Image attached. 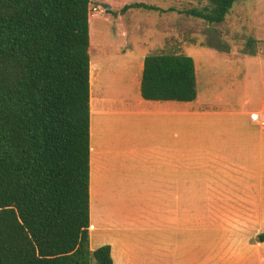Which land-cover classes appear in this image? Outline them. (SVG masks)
Returning <instances> with one entry per match:
<instances>
[{"label":"crops","instance_id":"crops-1","mask_svg":"<svg viewBox=\"0 0 264 264\" xmlns=\"http://www.w3.org/2000/svg\"><path fill=\"white\" fill-rule=\"evenodd\" d=\"M244 7H254V52L220 51V94L143 99V55L124 96H94L92 64L91 248L110 246L114 264H264V0ZM94 99L109 102L96 133ZM210 198L220 228L210 229Z\"/></svg>","mask_w":264,"mask_h":264},{"label":"trees","instance_id":"trees-1","mask_svg":"<svg viewBox=\"0 0 264 264\" xmlns=\"http://www.w3.org/2000/svg\"><path fill=\"white\" fill-rule=\"evenodd\" d=\"M206 1L186 14L221 25L238 0ZM91 3L0 0V264H114L91 248ZM141 95L196 101L194 58L148 55Z\"/></svg>","mask_w":264,"mask_h":264},{"label":"rangeland","instance_id":"rangeland-1","mask_svg":"<svg viewBox=\"0 0 264 264\" xmlns=\"http://www.w3.org/2000/svg\"><path fill=\"white\" fill-rule=\"evenodd\" d=\"M91 1L90 55L94 64L93 90L94 96L97 92L99 96L106 95L107 99L127 93L133 74L131 61L138 60L143 55L147 57L150 53L193 57L199 79V93L210 88V93L220 94V50L236 48L247 51V42L254 40L256 35L252 29L255 23L251 20L254 7H244L246 9L242 13L240 10L241 5H251L253 0H238L226 22L221 25H209L186 14L192 9H202L207 5L206 0ZM138 4L154 9L132 8ZM127 7L129 8L126 9ZM94 9L97 11H93ZM102 87L104 90H101ZM210 93L208 98L211 99L213 95ZM107 103L109 105L107 101L98 102L94 99V115L96 108L104 107ZM218 105L220 111V101ZM98 115L100 114L94 116V131ZM217 125L220 127V118ZM209 207L210 210L213 208V213L209 215L210 229L220 228V214L214 209L218 207L220 211V198H210ZM133 219L136 225L141 216L137 215ZM98 234H95V245ZM136 234H130L129 238L139 239V233Z\"/></svg>","mask_w":264,"mask_h":264},{"label":"built area","instance_id":"built-area-1","mask_svg":"<svg viewBox=\"0 0 264 264\" xmlns=\"http://www.w3.org/2000/svg\"><path fill=\"white\" fill-rule=\"evenodd\" d=\"M93 11H97V9H94ZM253 119L254 120H258V117L257 116H253ZM263 125H264V123H263Z\"/></svg>","mask_w":264,"mask_h":264},{"label":"water","instance_id":"water-1","mask_svg":"<svg viewBox=\"0 0 264 264\" xmlns=\"http://www.w3.org/2000/svg\"><path fill=\"white\" fill-rule=\"evenodd\" d=\"M109 9H110V7H109Z\"/></svg>","mask_w":264,"mask_h":264}]
</instances>
